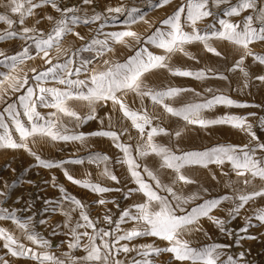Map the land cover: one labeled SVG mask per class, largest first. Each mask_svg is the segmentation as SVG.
I'll return each instance as SVG.
<instances>
[{
  "label": "snow or ice",
  "instance_id": "snow-or-ice-1",
  "mask_svg": "<svg viewBox=\"0 0 264 264\" xmlns=\"http://www.w3.org/2000/svg\"><path fill=\"white\" fill-rule=\"evenodd\" d=\"M95 3L96 0H76V3L72 0L67 3L65 0H0V8L4 10L0 13V24L5 26L0 31V42H21L20 50L14 54L0 49V68L4 69L0 71V103L4 105L0 109V149H24L34 158L36 167L60 169L71 184L97 196L92 204L106 206L116 201L106 199L105 194L122 192V188L105 186L90 178L77 179L65 165H81L83 159H46L29 145L50 141L87 147L89 138L107 139L122 155L113 160L107 154L90 152L87 162L95 164L100 169L99 175L116 185H120L121 180L114 173V166H126L129 183L135 187L125 185L123 198L127 200L140 194L142 200L124 208L117 205L118 213L104 207L102 215L93 217L89 205L70 194L52 175L46 183L58 189L59 195L44 200L43 213L51 214L48 219L58 214L63 220L48 224V219L37 221L28 215L34 207L30 202L25 201L20 209L4 207L9 190L23 182L4 181L0 190V221L11 222L20 236L9 228L0 227V241L6 249L5 254L0 255V264H10L6 256L36 264H158L163 254H169L166 264H250L245 251L230 252L229 245L212 240L203 221H209L219 234L234 238L236 245L245 239H255L247 235L249 228L255 226L253 221L264 225V206H255L258 198H264V141L254 131V122L250 120L257 113L206 117L204 113L217 105L249 107L212 88L206 89L211 94L210 99L174 107L166 101L194 90L154 87L145 82V75L153 70H167L174 77L226 81L229 76L214 67L192 71L170 63L178 53L196 59L186 45L197 42L208 53L220 57L222 53L213 42L226 41L235 55L234 63L225 70L239 73L243 87L247 88L251 66L245 64L246 58L251 57L254 64L264 66V54L250 47L264 46V0H179L171 14L158 20L159 26L147 35L130 30L133 25L151 23L140 7L128 6L121 0L117 6L96 11ZM172 3L173 0H155V3L148 0L147 6L163 9ZM120 17H124L125 30L103 31ZM29 18L31 25L27 23ZM43 21L48 24L46 28L39 27ZM201 24L203 28L198 26ZM80 27H87L88 33L81 35ZM69 36L81 43H69ZM116 45L128 48L132 54L113 59ZM148 45L162 49L165 54H154ZM85 53L100 58L101 64L93 66L92 59L84 56ZM37 58L43 61V66L28 63ZM255 78L264 82V75ZM137 100L138 107L135 106ZM145 100L151 102V109ZM109 102L111 114L105 126L97 109ZM74 104L86 111L76 110ZM157 106L163 111L158 112ZM40 108L54 111L44 115ZM166 117H177L186 125L201 128L227 125L244 133L247 142L218 144L202 150H183L179 146L158 143L157 137L172 138L161 126ZM94 120L100 124L98 130L88 133L74 130ZM126 122L138 133L135 145L122 139L125 135L128 140L134 139ZM258 123L264 127V117L259 118ZM10 127L18 133V139L9 131ZM175 136L180 137L181 132L175 131ZM150 156L156 158L152 167L142 163ZM209 165H216L222 172L225 165L230 167V171L224 173L228 179L223 182L230 194L211 196L207 188L185 193L186 186L197 183L187 170ZM85 175L90 177V174ZM162 175L167 176V182L161 179ZM233 175L235 180L231 178ZM246 206H251V214L244 216V226L234 232L227 225L240 217L242 210L246 213ZM217 211L225 215H214ZM37 224L47 225L53 235L66 237L62 243L68 250L59 256L51 251L50 241L36 231ZM197 234L210 242H194L191 237ZM21 237L35 247L22 243ZM146 238L154 239L147 242ZM157 241L165 243L161 246ZM77 250L83 255H75Z\"/></svg>",
  "mask_w": 264,
  "mask_h": 264
},
{
  "label": "rangeland",
  "instance_id": "rangeland-1",
  "mask_svg": "<svg viewBox=\"0 0 264 264\" xmlns=\"http://www.w3.org/2000/svg\"><path fill=\"white\" fill-rule=\"evenodd\" d=\"M67 2L68 0H65V3ZM120 2L121 0H96L94 7L96 11H102L106 7L117 6ZM72 3H76V0H72ZM123 3L128 6H138L143 10L146 15V19L151 23H140L137 25H133L131 26L130 30L136 31L141 35H147L150 34L151 30H154L155 26H159L157 23L158 20H162L166 18L168 14H171L177 3H179V0H173V3L171 5L166 6L163 9H157L147 6L148 0H123ZM152 3H155V0H152ZM3 11V8H0V13H2ZM47 11L51 12V9H48ZM13 18L15 19V17ZM27 23L31 25V18H29ZM47 26L48 24L46 21H43L39 25V27L41 28H46ZM198 26L201 28L204 27L203 24ZM4 28L5 26L0 24V31H2ZM78 30L80 31L81 35H85L89 31L87 27H80ZM122 30H125L124 17H120L117 21H115V23H110L103 29V31L106 32ZM67 40L69 43H81L73 36H69ZM20 45L21 42L19 40L0 42V49L4 50L7 54H14L15 52L20 50ZM213 46L222 53L220 57L208 53L204 50L203 46L197 42L186 45L187 51L196 59H189L187 56L178 53L173 55L170 63H172L176 67L192 71L204 69L207 67H214L219 69L225 75H228V80L221 81L217 79H208L204 81H197L192 78L171 76L167 72V70H153L152 72L145 75V82L154 87L172 86L194 90L192 92L184 93L181 97H178L175 100L166 101L172 104V106L174 107H181L183 104L189 102H203L204 99L211 98V94L206 91L207 88H212L213 90L218 89L220 92H223L224 94L230 96L238 103H245L249 105V107L228 108L222 105H217L215 108L206 111L204 115L208 118H219L225 114L246 115L249 112H255L257 113V116L254 118H250V120L254 122V131H256L260 139L264 141V127H261L258 123V119L264 117V82H261L255 78L257 75H264V66L254 64L251 57L246 58L245 64L251 66V79L249 86L247 88H244L243 80L240 77L239 73H228L225 70L228 66L234 63L235 54L233 52L232 46L229 45L226 41H215L213 42ZM147 47L149 48V51H152L154 54H165L162 49H156L151 45H148ZM250 47H253V50L258 54H264V46L257 44ZM130 54L132 53L128 48L116 45L113 59H123ZM33 55H35L34 52ZM84 56L92 59L93 66H99L101 64L100 58H93L90 56V54L87 53H85ZM104 58H107V56H105ZM235 58H238V56H235ZM28 63L31 66H43V61L39 58ZM0 71H4V69L0 68ZM29 75L31 74L29 73ZM195 93H199L200 96L197 97ZM128 99L131 102L132 96L130 95ZM139 103V100H137L135 102V106L138 107ZM144 103L149 107V109L152 108L150 101L145 100ZM3 106L4 105L0 103V109H2ZM74 107H76V110L82 113L86 111V109L80 107L79 104H74ZM111 107V103L109 102L103 107H99L97 109L98 116L105 120V126L108 122L107 116L111 114ZM38 110L41 112V114L44 115H47L51 111H54L53 109L44 108H40ZM156 110L158 112L163 111V109L159 108V106H157ZM64 120L67 121L68 118L65 117ZM154 123L160 122L154 121ZM126 125L129 128L130 134L134 139L128 140L127 135H125V137H123L122 139L126 143L135 145V138L138 136V133L135 129L131 128L130 122H126ZM68 126L70 128L72 127L71 124H69ZM161 126L165 127L168 132L172 134V138L171 140H169V137L167 136H160L156 138L157 142L170 146H179L183 150H202L218 144L238 145L247 142V137L244 133L227 125H216L209 128H201L196 125H186L183 120L177 117H166ZM99 128L100 124L98 123V121L94 120L89 121L81 128L74 130L77 132L88 133L91 131H96ZM177 130L181 132L180 137L175 136V131ZM9 131L13 133L15 139H18V133H15L14 128L10 127ZM87 145V147H84L78 143L65 144L62 142L52 143L50 141H40L37 144L30 143L29 146L46 159H83L84 163L81 165H65V167L77 179L90 178L94 182L99 181L105 186L114 188L120 187L122 188V192L127 190L125 185L135 187L134 184L129 183L130 177L127 174L126 166H114V173L121 180V184L116 185L114 182L101 177L99 175L100 169L95 164H89L87 162V156L90 152L107 154L112 157L113 160L115 159V157L122 155V153H120L111 145V142L109 140L104 138H89V140L87 141ZM35 163L36 162L34 158L30 156L24 149H0V190H2L3 188L4 181H7L9 183L14 180L23 181L22 183L18 182L15 188L9 190L7 200L5 201L3 206L9 209H20L23 207L25 201L30 202L34 205V207L32 212L28 213V215H32L37 221L41 218L48 219V217L51 215L49 213H43V208L45 206L44 200L55 199L59 195L58 189L53 188L50 183H46V181L51 180L52 175L56 176L57 183L62 184L70 194L75 195L77 198L81 199L84 203L89 205L91 215L93 217L102 215L104 207L112 209L113 213H118L119 208H124L132 204L133 201L142 200V196L140 194H136L130 199L126 200L123 198L122 192H112L105 194V198L110 200L115 199V204L109 203L106 206L94 205L92 204V201L96 200L97 196L85 189L71 184L65 179L60 169L46 170L40 167H36ZM142 163H145L149 167H152L154 163H156V158L152 156L144 158ZM13 169L15 171H13ZM187 171L188 174L195 181H197V183L194 185L186 186L184 189L185 193L194 191L197 188H207L211 196H216L218 194H230V189L223 187V182L228 179V176L224 173L230 171V167L228 165L224 166L223 172L216 165H209L208 168L195 167ZM85 174H90V177H86ZM213 177L216 178L213 179ZM144 178L145 180H147L146 176ZM231 178L233 180L236 179L234 175ZM161 179L167 182L168 178L167 176L162 175ZM28 181H32V183L30 184L28 183ZM257 183H259V181H257ZM18 200L20 201L19 203L17 202ZM117 205H119V208H117ZM255 206H264V198H258V200L255 202ZM246 208H248V211L246 213L242 210V215L240 217L230 220V222L228 223L227 226L234 232H238V230L244 226V216L251 214V206H246ZM213 214L217 216L225 215V213L219 211L214 212ZM62 220V216L58 214L52 215L51 219H48V224H55ZM253 224L255 226L249 228L247 235L253 236L255 237V239H245L241 241L240 245H236L234 243V238L230 239L224 235L219 234L217 229L209 221H203L204 229L212 237V240L229 245L230 252L238 253L240 251H245L247 253L246 258L248 259L250 264H264V225L259 224V222L257 221H253ZM129 226L130 225H125V227ZM0 227L9 228V230L13 231L16 236H20L19 230L15 229V226L11 225V222L0 221ZM36 231L50 241L51 251H53L57 256H59L62 251L68 250L67 245L62 243L66 239V237H64L63 235H53L51 228H49L47 225L37 224ZM191 238L194 240V242H210L205 240V238L201 234H197L196 236ZM152 239L154 238H146L147 242H151ZM21 242L26 244L27 246L35 247L31 245L29 241L23 239L22 237ZM157 243L163 246L165 242L157 241ZM2 244L3 242L0 241V255H4L6 252V249H3ZM75 255H83V252L77 250L75 252ZM5 258L10 261V264H36V262L34 261L26 260L23 258L16 259L10 256H6ZM168 260L169 254H163L159 258L158 264H162V262L163 264H166Z\"/></svg>",
  "mask_w": 264,
  "mask_h": 264
}]
</instances>
